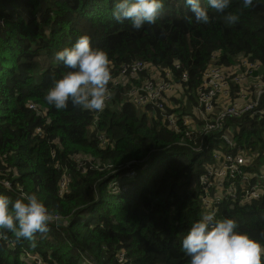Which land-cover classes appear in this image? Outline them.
Returning <instances> with one entry per match:
<instances>
[{
	"label": "trees",
	"instance_id": "1",
	"mask_svg": "<svg viewBox=\"0 0 264 264\" xmlns=\"http://www.w3.org/2000/svg\"><path fill=\"white\" fill-rule=\"evenodd\" d=\"M115 2L0 0V194L14 201L35 193L56 217L32 241L0 230V264H22L29 253L50 257L48 264H189L181 241L204 211L202 200L218 190L198 182L215 161L179 144L192 139L200 147L212 138L206 121L173 131L167 117L179 107L202 114L204 76L212 70L223 72L232 104L243 92L237 79L252 75L248 101L256 100L255 88L264 87V0L247 9L231 0L222 12L201 0L207 24L195 21L184 0H164L156 22L139 30L113 18ZM85 34L108 54L111 97L102 111L71 102L57 110L44 100L66 70L55 53ZM138 65L143 70L133 73ZM148 83L153 92L168 85L163 107L133 102L131 93L147 95ZM262 111L264 93L252 112L227 118L232 140L221 149L223 157L257 154L254 166L243 167L257 174L264 167ZM234 188L237 198L214 205L215 217L233 218L239 231L264 242V196L248 200L238 182Z\"/></svg>",
	"mask_w": 264,
	"mask_h": 264
},
{
	"label": "clouds",
	"instance_id": "2",
	"mask_svg": "<svg viewBox=\"0 0 264 264\" xmlns=\"http://www.w3.org/2000/svg\"><path fill=\"white\" fill-rule=\"evenodd\" d=\"M207 2L209 7L222 12L231 0ZM184 4L197 23H209L208 11L201 6V0H184ZM242 5L247 9L253 5V0H242ZM163 7L164 0H116L112 16L117 22L130 20L132 27L139 30L145 24L155 23ZM227 19L236 22L238 16L229 14ZM55 59L62 62L66 70L53 80L44 95L47 104L62 110L71 102L82 110L102 111L111 79L108 54L94 48L85 34L71 47L57 51ZM221 135L213 134L212 142L207 139V143L225 146ZM196 154L200 157L208 155ZM207 159L211 160L212 156ZM55 220L54 214L35 193L21 192L14 201L0 194V230L12 232L17 239L32 241L36 233L47 232L49 224ZM181 250L190 258L189 264H264V242L239 231L233 218L217 219L212 211H203L191 223L181 241Z\"/></svg>",
	"mask_w": 264,
	"mask_h": 264
},
{
	"label": "built area",
	"instance_id": "3",
	"mask_svg": "<svg viewBox=\"0 0 264 264\" xmlns=\"http://www.w3.org/2000/svg\"><path fill=\"white\" fill-rule=\"evenodd\" d=\"M143 67L144 66L142 65L135 66L132 71L134 73V71H138V69L143 70ZM249 68L254 69L258 67L249 66ZM252 79V75L237 79L238 84L243 87V92L239 94V97H242L244 102H237L236 100L234 104L230 102V106H223L222 108H219V97L230 96V85L222 71L212 70L206 73L204 76L203 91L199 99V108L203 111H199L202 113L200 114L202 121L207 122L205 130L206 133L210 135L209 137L215 133H221L222 135L220 139H223L226 144L231 143V130L224 127L226 119L230 117L238 118L241 115L252 112L254 107L258 104L261 94L264 93V87L255 88L257 96L256 100L248 101V98L253 94V89L250 87V84L254 83V79L251 81ZM246 81H248V83L244 84ZM168 90V85H162L156 92H153V85L148 83L145 85L147 95L137 97L136 93L132 92L131 96L134 97L133 102L138 106L142 107L154 103L161 108L163 107V104L160 103L161 99ZM110 97L111 95L108 92L104 108L107 107V102ZM31 109H34V107L31 106ZM215 109L221 110V113L214 120H209L207 117L213 114ZM253 114H257V111H254ZM259 115H264V111H262ZM167 122L169 128L173 131H179L180 129L190 131L196 128L195 122L191 117L188 118L186 116H180L177 118L174 113L167 117ZM187 135H189V133H187ZM104 143L105 141H103V144ZM182 145L198 152L199 154H208L210 157L212 156L213 161H215L213 167L207 169V172L202 176L200 181L202 186H206L208 189L215 187L218 190V193L214 198H210L207 194L204 200H202V205L207 210H211L216 214L214 205L221 203L223 198H237L234 188L237 182L248 200H260L264 196V172H260L262 174L258 176L257 173L244 171L243 167L249 166L247 157L242 155L236 157H223L221 149L224 145L217 144L212 146L211 143H207V141L201 144L200 147L197 146L198 141H194L192 139L189 140V143H183ZM221 177H224V180L220 179ZM227 184L229 185L227 186ZM61 185L62 189H65L68 185V180H64Z\"/></svg>",
	"mask_w": 264,
	"mask_h": 264
},
{
	"label": "crops",
	"instance_id": "4",
	"mask_svg": "<svg viewBox=\"0 0 264 264\" xmlns=\"http://www.w3.org/2000/svg\"><path fill=\"white\" fill-rule=\"evenodd\" d=\"M176 87V86H175ZM226 100L228 101V103H230L231 102V98L230 97H228V96H226ZM237 102H244V100H243V98L242 97H239L238 98V100H237ZM219 108H222L224 105H222V104H220V102H219ZM174 115H175V117H177V118H179L180 116H186V117H191L192 119H193V121L194 122H196L195 123V127L196 128H200V126L202 125V119H201V117H200V114H197L196 112H195V116H190V114H189V112L188 111H184V110H182L181 109V107H179V109L174 113ZM179 116V117H178ZM168 128H169V126H168ZM170 129V128H169ZM170 130H172V129H170ZM231 135V134H230ZM232 138V137H231ZM180 146H182V147H184L182 144H179ZM256 158H257V154H251V155H249V156H247V161L249 162V166H254L255 165V160H256ZM264 160V158L262 159V161ZM260 163H261V160H260ZM263 166H264V162L263 163H261ZM260 172H264V167H261L260 168V170H259ZM259 175H261L262 173H258ZM204 175V174H203ZM203 175H200V178H199V180H198V182L200 183V181H201V178H202V176ZM264 175V174H263ZM88 263H89V261H88Z\"/></svg>",
	"mask_w": 264,
	"mask_h": 264
},
{
	"label": "rangeland",
	"instance_id": "5",
	"mask_svg": "<svg viewBox=\"0 0 264 264\" xmlns=\"http://www.w3.org/2000/svg\"><path fill=\"white\" fill-rule=\"evenodd\" d=\"M248 83V81H246L244 84ZM219 100H220V104L224 105V106H230V104L228 103V101L226 100V96H222V97H219ZM196 123V122H195ZM193 130H196V128H194ZM191 130V131H193ZM264 174V173H263ZM224 177H221L220 179H223ZM224 180V179H223ZM67 188V187H66ZM204 211H209L207 210L205 207H204ZM123 258H125L123 256ZM126 259V258H125ZM19 261L22 263V264H48V262L51 261V258H45L43 256H38V255H35V254H31L29 253L26 257H21L19 259ZM81 264H90L88 263V261L86 260H83L81 261Z\"/></svg>",
	"mask_w": 264,
	"mask_h": 264
}]
</instances>
